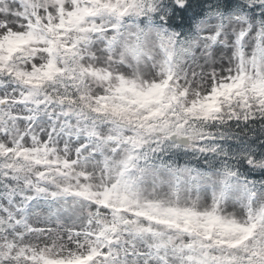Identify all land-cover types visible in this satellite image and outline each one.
<instances>
[{"label": "snow or ice", "instance_id": "snow-or-ice-1", "mask_svg": "<svg viewBox=\"0 0 264 264\" xmlns=\"http://www.w3.org/2000/svg\"><path fill=\"white\" fill-rule=\"evenodd\" d=\"M0 264H264V0H0Z\"/></svg>", "mask_w": 264, "mask_h": 264}]
</instances>
